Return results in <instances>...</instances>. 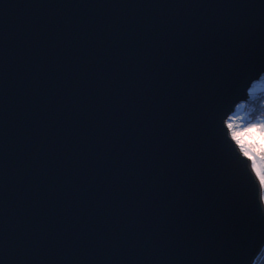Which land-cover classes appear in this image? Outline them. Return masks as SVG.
<instances>
[{"label":"water","instance_id":"1","mask_svg":"<svg viewBox=\"0 0 264 264\" xmlns=\"http://www.w3.org/2000/svg\"><path fill=\"white\" fill-rule=\"evenodd\" d=\"M262 79L264 0H0V264H255Z\"/></svg>","mask_w":264,"mask_h":264},{"label":"trees","instance_id":"2","mask_svg":"<svg viewBox=\"0 0 264 264\" xmlns=\"http://www.w3.org/2000/svg\"><path fill=\"white\" fill-rule=\"evenodd\" d=\"M230 121H232V123H240L247 128H249L250 125L259 126L261 123H264V90L258 91L249 99V101L238 105L234 113V119H230ZM262 144H264V142H259L250 147L251 150L253 149L257 152L256 155L259 157L264 156V152L261 151ZM255 264H264V249L256 259Z\"/></svg>","mask_w":264,"mask_h":264},{"label":"rangeland","instance_id":"3","mask_svg":"<svg viewBox=\"0 0 264 264\" xmlns=\"http://www.w3.org/2000/svg\"><path fill=\"white\" fill-rule=\"evenodd\" d=\"M261 90H264V79H262L261 81L256 82L251 87V89L249 91L250 98L253 95H255L258 91H261ZM230 119H234V114L231 115ZM229 123H231L233 125V127L230 128L231 129V134H233V132H235L237 134V137H238L239 141L242 144H244L246 147L249 148V150H250L249 158L251 159L252 166L255 163L256 166L260 167L261 171L264 172V161L261 160V157L256 155L257 152H255L253 149L251 150V148H250L251 145L257 144L259 142H264V139H262L260 137V135L258 133V130L253 129L251 131H248L249 128H247L244 125H241L240 123H237V122L232 123V121L228 120V124ZM232 137H233V135H232ZM241 143H238L240 147H241ZM252 157H254V159ZM253 169L255 170V172L257 174L256 167H253ZM262 186H263V184H262ZM263 199H264V191H263Z\"/></svg>","mask_w":264,"mask_h":264},{"label":"snow or ice","instance_id":"4","mask_svg":"<svg viewBox=\"0 0 264 264\" xmlns=\"http://www.w3.org/2000/svg\"><path fill=\"white\" fill-rule=\"evenodd\" d=\"M233 125L231 123L228 124V128H232ZM253 129L258 130V133L262 139H264V123H261L259 126L257 125H250L248 131H251ZM233 139L236 140L237 143H241L237 137V134L233 132ZM241 149L243 150V154L246 157L250 156V150L248 147H246L244 144L241 143ZM261 151L264 152V144L261 145ZM254 159V157H252ZM261 160L264 161V156H261ZM253 167H256L257 175L259 176L260 183L264 184V172L261 171L260 167H257L256 164H253Z\"/></svg>","mask_w":264,"mask_h":264}]
</instances>
